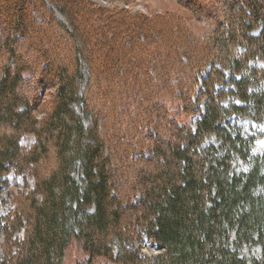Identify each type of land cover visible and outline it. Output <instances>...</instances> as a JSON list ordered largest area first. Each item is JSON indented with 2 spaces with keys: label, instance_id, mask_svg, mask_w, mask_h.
Listing matches in <instances>:
<instances>
[{
  "label": "trees",
  "instance_id": "trees-1",
  "mask_svg": "<svg viewBox=\"0 0 264 264\" xmlns=\"http://www.w3.org/2000/svg\"><path fill=\"white\" fill-rule=\"evenodd\" d=\"M51 1L62 6L69 24L48 7L43 15L27 17V5L46 6L43 0H0L6 18H13L5 25L2 42L10 56L0 78V193L12 168L29 170L35 177L34 189L21 195L12 213L0 215V232L9 244L0 264H69L72 247L78 252L74 264H96L99 258L116 264H264V152L253 153L262 133H246L234 121L264 122L260 0H235L230 12L242 24L222 22L203 37L212 38L219 49L199 62H213L204 77L205 67L195 69L207 99L204 112L193 104L203 117L195 131L176 124V143L159 140L149 154L137 144L130 147L131 157H153L156 165L139 170L132 193L125 197L117 194L112 156L101 136L102 111L86 96L93 55L86 48L90 37L78 26L86 18L74 5H90L86 0ZM193 1L183 2L193 6ZM46 20L74 40V63L69 67L49 57L53 76L38 85L56 87L57 92L51 111L40 120L37 105L20 88L23 72L32 66H20L13 75L10 63L26 62L15 51L18 35ZM26 133L36 137L29 149L20 144ZM213 138L215 142L206 144ZM45 161L50 166L43 175ZM128 209L136 220L125 227ZM136 226L137 235L132 233ZM23 228V237L14 239ZM143 235L158 254L143 255L134 247Z\"/></svg>",
  "mask_w": 264,
  "mask_h": 264
},
{
  "label": "rangeland",
  "instance_id": "rangeland-1",
  "mask_svg": "<svg viewBox=\"0 0 264 264\" xmlns=\"http://www.w3.org/2000/svg\"><path fill=\"white\" fill-rule=\"evenodd\" d=\"M86 1L90 7L79 2L74 5L78 14L87 20L79 21L78 26L90 37L86 48L93 55L94 71L89 82L91 90L86 96L90 104L102 111L101 136L106 140L112 156L111 167L116 175L117 194L125 197L132 193L139 170L143 167L151 169L156 165L153 157L150 160L141 155L131 157L130 147L137 144L142 147V152L149 154L159 140L170 143L179 141L176 124L177 127L179 124V127L183 125L193 131L197 129L207 97L203 91V80L198 79L195 72L205 67L201 72V77H204L213 67V62H199L207 53L216 54L219 51L218 47L213 46L212 38H204L210 36L214 27L226 26L229 20L236 25L242 22L233 18L230 12L235 0H196L198 4L194 0L193 6L184 0ZM43 3L46 6L27 5V17L43 15L48 7L59 19L69 24V18L60 4L51 0H43ZM260 3L264 5V0H260ZM232 12L237 14L239 11ZM11 20L13 18H6L0 8V78L10 56V51L2 48V42L6 36L5 25ZM35 24L28 28L26 35H18L15 43L18 59L23 58L26 62H12L10 68L14 75L20 66H32L23 72L24 81L20 88L37 105L35 115L43 120L54 106L57 92L56 87L42 88L38 85L40 79L53 76L47 61L51 57L73 67L75 42L56 23L50 24L46 20L42 25L37 21ZM238 34L242 39V33ZM225 84L230 87V83ZM189 100L193 106L187 103ZM194 102L203 112L195 113ZM234 121L246 133H262L255 142L253 153H263L264 122L259 124L236 118ZM35 139L33 133H26L21 137L20 144L29 149ZM212 142H215V138L206 144ZM48 166L49 162L45 161L43 175ZM7 180L8 185L0 193L1 216L11 214L21 195L27 194L35 186V177L29 170L19 172L12 168ZM134 195L135 200L140 199V194ZM142 205L140 202L139 207ZM124 215L125 227L136 220L130 209L125 210ZM137 230L138 226L134 227L132 233L137 235ZM23 235L24 228L15 233L14 239L20 240ZM134 245L143 255L154 256L160 252L145 235L142 241L136 238ZM8 247L5 235L0 232V260ZM15 249L12 246V250ZM77 253V249L72 247L69 264L75 263ZM96 264L116 263L99 258Z\"/></svg>",
  "mask_w": 264,
  "mask_h": 264
}]
</instances>
